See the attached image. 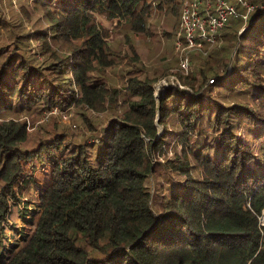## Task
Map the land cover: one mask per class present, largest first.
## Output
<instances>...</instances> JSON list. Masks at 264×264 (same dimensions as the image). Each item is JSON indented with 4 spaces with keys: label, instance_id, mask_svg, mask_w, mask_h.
Masks as SVG:
<instances>
[{
    "label": "trees",
    "instance_id": "trees-1",
    "mask_svg": "<svg viewBox=\"0 0 264 264\" xmlns=\"http://www.w3.org/2000/svg\"><path fill=\"white\" fill-rule=\"evenodd\" d=\"M182 1L159 0L175 17ZM249 1L248 23L231 18L216 42L190 48V61L206 63L173 72L178 82L168 67L147 69L133 46L109 73L122 66L107 57L101 17L148 33L149 0H21L22 33L0 53V116L70 108L102 126L94 141L64 128L33 150L26 122L0 120V264H264V0ZM172 124L180 150L169 157L157 132ZM48 144L58 175L42 188L24 164ZM35 188L37 207L21 205ZM16 204L20 219L39 214L31 233L13 224Z\"/></svg>",
    "mask_w": 264,
    "mask_h": 264
},
{
    "label": "rangeland",
    "instance_id": "rangeland-1",
    "mask_svg": "<svg viewBox=\"0 0 264 264\" xmlns=\"http://www.w3.org/2000/svg\"><path fill=\"white\" fill-rule=\"evenodd\" d=\"M149 1L152 3V8L147 18V25L149 26L148 33L134 31V28L132 29L129 22L122 26H115L114 24H112L115 23L114 21L111 22L109 19L106 20L105 18L101 17L100 22L108 26L105 38L107 41V50L110 51L107 53V57L111 64L120 63L122 66L121 69H118V67L116 66L112 67V71H109V73L117 72V74H119L122 71V68H124V65L129 60L128 56L132 54L130 46H133V48H135L139 52L140 59L147 69L149 68L150 71L155 69L157 72H160L162 69L168 67L170 68V71L168 73L170 75V80L173 79L179 82L178 77L175 76L173 72L181 70V67L179 65L181 56L176 45V30L179 24L180 14H178L177 17L169 15L163 10L165 4L161 5V2H159V0ZM230 2L235 3L239 9L243 10V7L238 4L237 0H230ZM20 4L21 0H0V18H2V24L0 25V45H4V50L0 53H9V50L14 47V45H12V42H14L15 39L13 38L17 37L19 33H22V25H16L21 18H26V14H22L18 10ZM28 7L30 12H32L33 6L31 4H28ZM16 18H18L19 20L16 21ZM176 19L177 24H174L173 26V23H175ZM27 25L28 26H26V30H30L34 27L31 26V23H28ZM220 43H222L223 45H227V42L225 41H220L219 44ZM6 44L8 45L5 48ZM224 53L226 55H232L231 52L229 53L225 50ZM199 61L206 63L205 59H203L202 57H196L190 61V67L188 71L182 70L184 74H189L188 72L194 70L196 64ZM112 76L115 77V74H113ZM161 79L162 80L158 83L164 82L163 78ZM117 81L120 82L121 80L118 79ZM122 83L123 82L121 81L118 84L121 85ZM209 83L211 84L210 80L208 81V84ZM106 85L110 87L109 84L106 83ZM158 87L159 85H156V88ZM222 93H219V96H222ZM108 116H111L110 112H108L106 116H103V118H106ZM7 118H13L15 120L26 122V126L29 131V138L26 145L30 148H33V150L34 146L38 145L39 141L42 140L49 142L48 138H52L56 134V132H62L64 128L69 132L70 136L75 142L94 141L98 137L99 131L101 130L102 126L100 125L101 122L99 123L97 128L84 124L81 115L70 108L58 109L57 107H55L53 110L33 108L28 111L18 110L13 113H6L0 116V120ZM158 118L159 116L156 118L157 121ZM170 128L172 131H166L163 129L162 125H158L157 132V137L162 136L163 134H168L164 147L169 157L172 156L173 150H180V148H176V137H179V134H174V132L178 131L179 127L172 124ZM58 153V148H54V146L48 144L47 148L42 151L41 155H34L32 160H28V162L24 164L26 171L28 173H34L39 185L42 188L52 184L54 182V179L58 175L57 169L48 159L50 155L55 154L54 156H56ZM164 159V157L158 159L160 160V162H157L156 165L159 168L160 172H162L159 175V180L162 182V184H167V180L165 177L169 175L167 173V170L164 168L166 166L165 164L167 163ZM149 180V185H151L153 189L154 186L158 184V178L151 175ZM31 191L32 195L27 192L24 193L23 197L25 200L21 203V205L37 207L35 204L38 200L40 189L35 188L31 189ZM19 208L20 206H18V204L13 205V211L11 215V219L14 221L13 224L19 230L22 228L25 232L31 233L35 227V223L39 214L37 215L35 212H33L36 217L34 218V220L29 222V220H24L23 218L20 219L18 217L17 210ZM261 218L262 222L264 223V213L262 214ZM10 227L8 228L7 232L11 239L13 238L14 240V238L18 237V231ZM21 240L23 243L24 240L22 238ZM8 254L10 255L11 253L8 252Z\"/></svg>",
    "mask_w": 264,
    "mask_h": 264
},
{
    "label": "built area",
    "instance_id": "built-area-1",
    "mask_svg": "<svg viewBox=\"0 0 264 264\" xmlns=\"http://www.w3.org/2000/svg\"><path fill=\"white\" fill-rule=\"evenodd\" d=\"M239 9L230 0H183L176 45L182 56L180 66L184 71L190 67L188 50L201 47L205 42L214 43L222 28L231 18L248 21L250 12L257 4L249 0H237ZM214 78L210 81L213 82Z\"/></svg>",
    "mask_w": 264,
    "mask_h": 264
},
{
    "label": "water",
    "instance_id": "water-1",
    "mask_svg": "<svg viewBox=\"0 0 264 264\" xmlns=\"http://www.w3.org/2000/svg\"><path fill=\"white\" fill-rule=\"evenodd\" d=\"M252 23V21L250 22V24ZM264 213V212H263ZM262 216V215H261ZM260 220H261V222H262V218L260 217ZM263 223V222H262Z\"/></svg>",
    "mask_w": 264,
    "mask_h": 264
}]
</instances>
